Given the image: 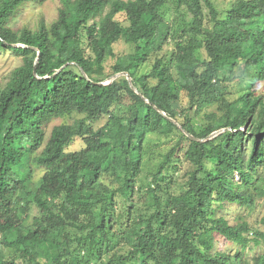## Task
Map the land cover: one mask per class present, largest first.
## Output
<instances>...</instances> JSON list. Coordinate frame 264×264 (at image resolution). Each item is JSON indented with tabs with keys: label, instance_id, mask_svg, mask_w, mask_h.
<instances>
[{
	"label": "trees",
	"instance_id": "obj_1",
	"mask_svg": "<svg viewBox=\"0 0 264 264\" xmlns=\"http://www.w3.org/2000/svg\"><path fill=\"white\" fill-rule=\"evenodd\" d=\"M44 1L0 0V51L21 57L0 87V264H250L214 243L264 242L226 218L260 201L264 226V0H60L50 24L8 25ZM121 40L131 49L116 54ZM109 57L139 94L125 76L98 84ZM150 134L174 140L153 169Z\"/></svg>",
	"mask_w": 264,
	"mask_h": 264
},
{
	"label": "rangeland",
	"instance_id": "obj_2",
	"mask_svg": "<svg viewBox=\"0 0 264 264\" xmlns=\"http://www.w3.org/2000/svg\"><path fill=\"white\" fill-rule=\"evenodd\" d=\"M216 4H218L220 7L225 8L228 6V4L232 0H214ZM61 6L60 0H45L44 2L40 4H34L29 5L26 8H24L22 11L16 13L11 19L9 20L8 25L14 29L19 30L21 28H29L32 30H35L41 22H44L46 24H50L58 14V9ZM166 18H171V12L172 9L166 10ZM204 12L207 14V9H204ZM123 15H118L117 19L120 20L122 24H126L127 21L123 19ZM172 48V43H168L163 46V49L161 52L157 53V55H161ZM114 52L116 54L120 52H129L130 46L126 43H124L122 40L117 41L113 46ZM206 56V55H205ZM153 57L149 58V62L145 65L143 70H146L149 68L151 61L153 60ZM114 63V58L109 57L104 62V69L107 74H110L108 77L104 79V82L111 81V77L113 74H111L112 69L111 66ZM21 64V57L17 55L14 52H10L9 50H2L0 51V87H3L5 83L9 80L11 71L19 66ZM227 85L226 94L229 98L236 97L238 94V86L236 84V79L229 80L225 83ZM256 91L258 93H261L264 96V79L260 80ZM217 106H211L209 108L203 109L199 114L195 115L193 111L191 112V116L193 118V121L195 123L204 124L207 122L205 118V113L214 112L217 111ZM77 117H80V115L72 114L67 115L63 117H58L52 119L46 126H45V132L46 136L49 135V132L51 131V128L54 125L62 124V123H72L74 119ZM102 123V122H101ZM99 124V122L97 123ZM223 131L222 129H220ZM220 131V132H221ZM219 133V132H218ZM217 133V134H218ZM174 144V140L171 139V137H166L164 135L159 134H150L149 138H147V143L144 147V154H143V162L145 164V167L147 169H153L157 162L160 160L161 156H163ZM83 146V141L81 138L76 137L74 142L67 147V150H77ZM184 165L183 163L179 162L178 169H183ZM41 169L37 168L34 172L35 179L40 177ZM237 175L235 176V179H237ZM257 205L255 209L249 214V212L246 209H241L237 205H232V209L229 210V214L226 218H228L229 223L231 225H235L237 222L240 221V218H237L238 216H243L244 220L247 221L248 225L252 229L258 228L259 230L264 231V226L259 223V219L263 215V208L261 206L260 201H257ZM33 213H36V210H32ZM240 214V215H239ZM31 219L29 218V221ZM245 235L249 238L248 243L242 248L240 244L235 242H228L224 237L220 235H216L215 237V250L218 251H226L228 253L234 254L236 251H240L243 255V258L247 260L250 264L254 262V259L257 256H264V242L260 241V243L255 244V242L252 240L254 237L253 231L249 232L248 234L245 233ZM241 249L243 251H241Z\"/></svg>",
	"mask_w": 264,
	"mask_h": 264
},
{
	"label": "water",
	"instance_id": "obj_3",
	"mask_svg": "<svg viewBox=\"0 0 264 264\" xmlns=\"http://www.w3.org/2000/svg\"><path fill=\"white\" fill-rule=\"evenodd\" d=\"M16 45H18V46H23L22 44H16ZM38 59V57L36 58V60ZM59 70V69H58ZM57 70V71H58ZM82 70V69H81ZM82 73L85 75V73L82 71ZM86 76V75H85ZM118 76H125L126 77V79H127V81H128V83H129V86L136 92V93H138V91H137V89L132 85V82H131V77H130V75L127 73V72H125V71H121V72H117V73H115V74H113L112 75V77H111V80H113V79H115L116 77H118ZM110 82V81H109ZM109 82H104V81H100V82H98V84H107V83H109ZM139 94V93H138ZM144 98V97H143ZM145 100L146 101H148L146 98H145ZM157 111H159V112H161V113H163L162 111H160L159 109H157ZM164 114V113H163ZM175 122V121H174ZM176 124H177V126H179L180 127V125L177 123V122H175ZM223 130V129H222ZM221 130H217V131H215V132H213L211 135H210V137H212V136H214V135H216L218 132H220ZM185 132V131H184ZM186 133V132H185ZM190 136V135H189ZM192 137V136H191ZM197 140H200V139H197Z\"/></svg>",
	"mask_w": 264,
	"mask_h": 264
}]
</instances>
